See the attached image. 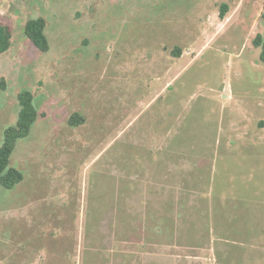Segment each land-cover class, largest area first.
I'll use <instances>...</instances> for the list:
<instances>
[{"label": "rangeland", "instance_id": "rangeland-1", "mask_svg": "<svg viewBox=\"0 0 264 264\" xmlns=\"http://www.w3.org/2000/svg\"><path fill=\"white\" fill-rule=\"evenodd\" d=\"M263 11L0 0V145L19 92L37 111L9 159L23 179L0 186V264H264Z\"/></svg>", "mask_w": 264, "mask_h": 264}, {"label": "trees", "instance_id": "trees-1", "mask_svg": "<svg viewBox=\"0 0 264 264\" xmlns=\"http://www.w3.org/2000/svg\"><path fill=\"white\" fill-rule=\"evenodd\" d=\"M226 5L223 4L219 10V16L224 17ZM264 20V11L261 14ZM25 36L40 51H47L49 41L45 34V20L42 17L28 19L23 27ZM252 43L259 48V59L264 62V26L261 32L255 34ZM11 45V30L8 25L0 22V54L7 51ZM175 56L180 55L177 47L172 50ZM33 96L30 91H22L17 94L18 112L13 125L3 130V139L0 145V186L6 189L14 187L23 179L22 173L15 167L9 165L10 156L14 150L16 141L28 135L31 126L36 121L37 111L32 102ZM83 117L77 113L70 116V125L82 123Z\"/></svg>", "mask_w": 264, "mask_h": 264}]
</instances>
